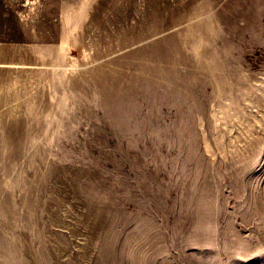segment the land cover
<instances>
[{
  "label": "rangeland",
  "instance_id": "obj_1",
  "mask_svg": "<svg viewBox=\"0 0 264 264\" xmlns=\"http://www.w3.org/2000/svg\"><path fill=\"white\" fill-rule=\"evenodd\" d=\"M0 264H264V0H0Z\"/></svg>",
  "mask_w": 264,
  "mask_h": 264
}]
</instances>
